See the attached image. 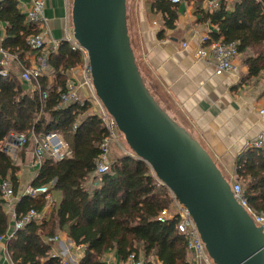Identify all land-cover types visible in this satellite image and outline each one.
<instances>
[{
    "label": "trees",
    "instance_id": "1",
    "mask_svg": "<svg viewBox=\"0 0 264 264\" xmlns=\"http://www.w3.org/2000/svg\"><path fill=\"white\" fill-rule=\"evenodd\" d=\"M167 0H155L151 8L165 12ZM0 19L7 24L2 48L22 62L33 52L27 39L38 35L18 9L16 0L0 4ZM202 20L216 28L210 41L234 43L244 56L250 78L264 77V7L258 0H220L216 11L206 12ZM82 63L68 43L61 41L48 64L54 78H40L38 89L29 91L14 76L0 77V180L9 179L14 194L18 188L20 167L3 150L6 138L22 134L30 138L57 133L67 144L71 155L61 161L43 160L32 186H49V192L60 199L48 220L31 222L14 233L7 242L11 264H60L50 255L43 237H52L65 230L68 239L84 247L79 264H104L103 258L115 252L121 262L131 253L141 251L146 264H188L186 241L178 234L175 221H157L158 214L170 207L171 198L165 187L157 185L152 170L143 161L126 155L115 158L111 168L102 176L94 175V162L99 146L108 136L97 117L87 112L88 104L70 103L57 109L59 94L64 91L69 69ZM40 93H46L41 109ZM77 124L73 129V125ZM31 138L18 151L23 159ZM235 174L243 187L247 203L264 214V146L247 149L235 161ZM45 195L23 196L15 206L19 219L29 210L41 212ZM37 199V200H35ZM8 215L0 195V236L8 229Z\"/></svg>",
    "mask_w": 264,
    "mask_h": 264
},
{
    "label": "crops",
    "instance_id": "2",
    "mask_svg": "<svg viewBox=\"0 0 264 264\" xmlns=\"http://www.w3.org/2000/svg\"><path fill=\"white\" fill-rule=\"evenodd\" d=\"M3 1L0 0V4ZM42 1V17L46 21L37 29L39 34L44 35V52L56 53L57 50L52 51L53 44L58 45L63 40L64 28L67 24L71 26L70 3L69 0ZM205 1L182 0L178 4L168 1L170 7L162 12L151 8L155 0H127V29L140 74L149 93L172 119L199 142L229 181L236 175V159L249 149L248 143L264 132V116L258 115V109L264 101V77H248L244 56L239 53L235 61L238 66L236 74L215 75L212 60L196 56L201 36L209 37L210 33L216 31L214 26L202 20V15L208 12L205 10ZM16 2L25 21L31 0ZM6 31L7 24L0 19V49H3ZM183 44L186 46L183 47ZM36 54L35 51L28 52L22 62L14 55L17 60L8 65L10 76L18 79L23 69L35 64ZM53 78H47L49 83ZM22 85L29 91L36 89L33 84ZM32 149L33 143L26 149L23 159L18 158L20 148L10 154L20 167L14 206L21 197L26 196L25 189L32 186L38 174L39 166L32 163ZM59 197L54 192L44 196L45 206L41 211L44 219L36 223L49 219ZM7 215L9 224L0 244V264H11L6 247L10 240L7 236L13 232L14 219L9 212ZM51 238H56V241L48 243L47 240ZM43 242L49 246L50 255L57 256L54 258L59 259L60 264L63 261L79 264L83 257L84 247L74 245L65 230H57L52 237H43ZM104 260H108L109 264L121 262L115 252L108 253Z\"/></svg>",
    "mask_w": 264,
    "mask_h": 264
},
{
    "label": "water",
    "instance_id": "3",
    "mask_svg": "<svg viewBox=\"0 0 264 264\" xmlns=\"http://www.w3.org/2000/svg\"><path fill=\"white\" fill-rule=\"evenodd\" d=\"M126 2L71 0L72 36L87 52L97 98L130 151L187 209L213 264H264L262 228L236 202L211 156L149 93Z\"/></svg>",
    "mask_w": 264,
    "mask_h": 264
},
{
    "label": "built area",
    "instance_id": "4",
    "mask_svg": "<svg viewBox=\"0 0 264 264\" xmlns=\"http://www.w3.org/2000/svg\"><path fill=\"white\" fill-rule=\"evenodd\" d=\"M172 4L181 3L182 0H168ZM220 0H206L205 10L208 12L216 11L219 8ZM44 9V2L42 0H31L30 6L25 13V22L29 26L38 27L46 20L42 17V10ZM64 42L68 43L72 52L77 53L82 60L80 65L68 70L66 76L67 81L64 91L59 94L57 109L67 106L70 103H79L81 106L88 104L87 112L91 113L101 122L102 126L108 133V136L102 141L99 146L100 154L94 162L95 170L94 175L102 176L111 168L110 150L111 145L117 142L119 132L116 128L115 122L112 117L106 112L104 106L97 98L90 75L89 59L86 50H84L72 36V27L67 24L64 28ZM200 47L197 50L196 56L199 59H210L213 62L214 74L221 75L223 73H238V66L236 64V57L238 51L234 43H225L222 40L210 41L208 36H201L198 41ZM29 47L37 52L35 57V64L23 69L18 76V80L22 84L35 85L40 78H51L54 70L49 66L48 59L52 53L44 52L46 43L43 34H38L27 39ZM186 45L183 44V47ZM58 45L53 44L52 51L57 50ZM17 60L14 55L9 54L3 49H0V77L7 78L10 76L8 65L11 61ZM46 99V93H40L41 109L43 102ZM258 115L264 116V101L262 106L258 109ZM77 124L73 125L75 129ZM33 143L32 149V163L33 165L42 164L46 158H51L56 161H61L71 155L67 144L61 139L57 133H47L44 135L30 136ZM29 137L22 134L9 135L3 146V150L11 153L27 144L30 140ZM249 149H261L264 146V132L260 133L257 138L247 144ZM123 155L135 158V155L130 151L125 152ZM157 185L165 187L153 174ZM231 192L236 202L245 210V212L252 219L257 227H261L264 232V214L254 210L248 203L242 185L240 184L237 176L235 175L229 181ZM166 188V187H165ZM167 189V188H166ZM171 198L170 207L162 210L158 216L157 221L164 223L166 221H175L176 229L186 241V251L188 254V264H213L209 258L205 246L196 229L195 223L191 218L187 209L181 205L174 195L167 189ZM49 193V186L44 185L40 187L29 186L25 189L24 195L35 197L39 195L47 196ZM0 195L4 201V209L11 214L14 219L13 232L7 236L8 239L13 238L14 233L21 230L25 225L31 222H40L44 219L42 212L29 210L19 219L16 218L15 213V194L9 179L0 180ZM5 236H0V244L3 242ZM56 241V238L48 239V243ZM76 249H79L77 247ZM54 257H57L54 255ZM63 264H72L71 261L64 262ZM104 264H109L108 260H104ZM119 264H146L145 256L142 252L131 253L127 258ZM157 264V262L155 263Z\"/></svg>",
    "mask_w": 264,
    "mask_h": 264
},
{
    "label": "rangeland",
    "instance_id": "5",
    "mask_svg": "<svg viewBox=\"0 0 264 264\" xmlns=\"http://www.w3.org/2000/svg\"><path fill=\"white\" fill-rule=\"evenodd\" d=\"M70 3V9H71V0H69ZM125 152H130V149L125 143L124 137L122 134L119 133L117 142H114L111 145V150H110V160L113 162L115 158H118L122 156ZM11 154V153H10Z\"/></svg>",
    "mask_w": 264,
    "mask_h": 264
}]
</instances>
